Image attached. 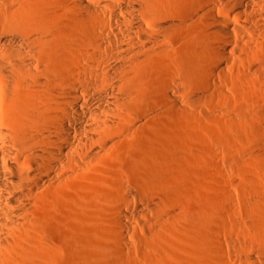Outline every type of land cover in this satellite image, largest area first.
<instances>
[{
    "label": "bare ground",
    "instance_id": "6f19581e",
    "mask_svg": "<svg viewBox=\"0 0 264 264\" xmlns=\"http://www.w3.org/2000/svg\"><path fill=\"white\" fill-rule=\"evenodd\" d=\"M169 1L0 0V264L48 252V222L34 206L62 195L112 146L107 139L111 126L124 118L118 108L133 104L122 80H138L135 67L162 52L182 25L169 19L164 8ZM197 1L201 7L191 14L193 23L201 26L206 9L210 28L205 40H219L207 45L222 60L205 65L206 82L218 85L217 73L227 77L224 62L233 60L231 28L253 50L264 41V0H219L243 19L240 27L216 11L217 0ZM233 51L246 59L244 49ZM239 71L235 65L233 72ZM252 72L263 79L264 64L249 63L243 74L247 78ZM120 83L121 99L116 96ZM165 90L169 93L170 85ZM84 130L87 135L81 134ZM145 145L140 160L153 159L142 188L152 184L157 192L146 196L120 182L116 256L132 245L127 241L132 227L124 217H136L125 210L139 198L152 215L138 219L141 227L150 226L144 240L152 248L151 264H212L215 248L225 263L264 264V190L259 183L251 180L241 199L226 188L220 191L215 207L205 210L215 213L213 219L187 216L172 204L177 191L171 185L180 186L181 176L163 165L164 149ZM258 157L264 163L263 147ZM135 238L143 240L138 234ZM120 257L114 263L127 264Z\"/></svg>",
    "mask_w": 264,
    "mask_h": 264
},
{
    "label": "rangeland",
    "instance_id": "374dc122",
    "mask_svg": "<svg viewBox=\"0 0 264 264\" xmlns=\"http://www.w3.org/2000/svg\"><path fill=\"white\" fill-rule=\"evenodd\" d=\"M216 3L221 16L229 18L234 26L243 24V19L230 14L225 3L219 0ZM200 7L197 0H170L165 4L169 19L182 25L162 52H153L135 67L133 74L139 75L138 80H122L128 89L127 99H132L133 104L118 108L124 118L111 126L112 133L107 139L112 146L100 161L91 164V169L75 179L62 195L34 206L39 216L47 219L51 247L47 253L30 255L18 264H115L120 256L127 264H151L152 248L144 240L150 226L141 227L138 219L144 221V214L152 215L139 198L125 210L136 217H124V222L132 227L127 238L132 245L126 247L124 255L116 256L119 252L114 249L117 250L115 245L120 241L115 235L119 218L116 205L122 200L120 182L146 196L157 192L158 187L152 184L142 188L146 166L150 167L153 159L139 158L146 142L153 143L152 150L164 149L168 156L164 154L167 161L162 160L163 165L168 163L173 174L182 178L181 184V178L176 177L181 187L178 183L169 185L178 192L172 204L181 214L203 219L207 215L213 219L215 213L205 210L208 205L215 207L216 196L224 188L239 199L248 183L255 181L264 190V163L258 157L259 150L264 148V78L254 72L248 73L247 78L243 74L249 63L264 64V41L253 50L231 28L235 40L228 50L233 60L224 62L228 76L217 73L219 86L208 84L205 65L222 59L210 54L207 45L219 40L204 37L210 28L205 24L207 10L202 9L201 26L195 25L190 17ZM236 47L247 51L246 59L234 55ZM235 65L241 71L234 73ZM121 85L116 90L120 99L125 96ZM166 85L171 87L169 93ZM157 190L160 194L164 192ZM208 214L214 215L210 218ZM136 234L142 237V242H136ZM216 251L217 248L213 249L212 264H230L222 262Z\"/></svg>",
    "mask_w": 264,
    "mask_h": 264
}]
</instances>
